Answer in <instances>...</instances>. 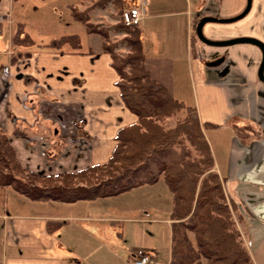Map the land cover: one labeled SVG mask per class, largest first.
<instances>
[{"label": "crops", "instance_id": "1", "mask_svg": "<svg viewBox=\"0 0 264 264\" xmlns=\"http://www.w3.org/2000/svg\"><path fill=\"white\" fill-rule=\"evenodd\" d=\"M89 1L78 5L76 0H0L4 17L0 35L7 28L2 40L10 44L13 23L20 21L33 41L21 45V52L39 49L11 62L0 56V129L20 165L36 173L53 174L103 161L111 147L102 149L105 136L111 137L125 118H135L118 96L107 53L87 52L89 43L84 45L80 33L72 29L76 19L67 4L84 7ZM139 4L143 65L171 95L194 106L199 122L211 123L201 131L213 168L234 202L233 216L252 263L264 264V81L256 76L260 52L248 42L210 45L194 34L199 16H232L244 0H140ZM243 15L234 23L204 22L202 31L214 38L252 34L264 43V0H250ZM71 32L79 35L77 50L45 47L50 38ZM175 43L181 48L175 53H155L156 48ZM183 79L189 83L190 98L175 90L182 88ZM58 117L74 127L70 136L66 129L60 131ZM115 118L120 122L113 125ZM49 125L56 138L45 135ZM53 139L60 145L56 149L50 146ZM145 207L163 210V215L152 217L168 228L163 254L160 243L150 247L134 243L122 230L123 222L138 220L133 211L146 213ZM169 208L170 192L160 176L113 195L72 201L34 200L9 186L0 187V264H120L123 250L127 260L136 246L151 250L167 264ZM46 220L61 223L48 231Z\"/></svg>", "mask_w": 264, "mask_h": 264}, {"label": "trees", "instance_id": "2", "mask_svg": "<svg viewBox=\"0 0 264 264\" xmlns=\"http://www.w3.org/2000/svg\"><path fill=\"white\" fill-rule=\"evenodd\" d=\"M104 1L94 3L102 6ZM111 1L118 10L122 6V0ZM67 6L85 32L102 37L100 51L108 54L109 65L116 73L118 96L135 118L114 129V141L103 161L53 174L22 167L0 129V187L9 186L34 200L72 201L113 195L153 183L160 176L170 191L167 264H253L230 214L229 204L232 208L234 202L224 193L222 178L212 168L210 149L201 131L211 123L199 122L193 105L175 98L149 75L143 65L137 24H124L120 19L115 22L116 29L125 31L122 38L128 46L125 53L118 54L103 27L90 22L83 10ZM79 41L75 32L61 33L50 38L45 47L77 50ZM11 42L18 46L33 42L20 21L14 24ZM86 51L91 49L87 47ZM178 111L182 113L175 116L174 124L163 128L158 120ZM12 131H17L16 127ZM60 223L46 220L45 227L51 231Z\"/></svg>", "mask_w": 264, "mask_h": 264}, {"label": "rangeland", "instance_id": "3", "mask_svg": "<svg viewBox=\"0 0 264 264\" xmlns=\"http://www.w3.org/2000/svg\"><path fill=\"white\" fill-rule=\"evenodd\" d=\"M60 1H63V0H60ZM65 1H67V0H65ZM76 1H77L78 5L86 3L85 2L86 0H76ZM139 1L140 0H134V1L122 0V6H124L126 3H132V2L133 3H136V2L139 3ZM88 3L89 4H87L84 7L83 6L79 7L78 5H76L75 7L79 10H83V12L87 15V18L90 22L96 24L99 27H103L105 29L107 36H108V41L113 42V48L118 54L125 53L126 50L128 49L127 45L125 44V42L123 41V38H122L123 34H125L124 33L125 31H122V29H116L114 27L115 22L119 21V10L117 9V7L113 4V2L111 0H105L103 5H106V7L104 6V8H100V9L97 7H103V5L98 6L97 4L94 3V0H90ZM68 9H69V7H68ZM88 9L90 11L89 14H87V12H86V10H88ZM69 14H70V12H69ZM245 15H243V16H245ZM70 16L72 17L71 14H70ZM242 17H240L239 20ZM2 18H4V17H2ZM2 18H1L0 22H2L4 20V19L2 20ZM62 18H63V16H60V20H62ZM237 21H238V19H237ZM234 22H236V20L233 21V23ZM14 24L15 23H13V27H14ZM72 24H73L72 29H75L82 36L83 44L85 45L86 43H89V45L88 44L87 45L90 49H94L95 52L100 53L101 51H100L99 43H100V40L102 39V37L96 32H85L83 30V28H84L83 24L80 21H78L77 19H76L75 23H72ZM58 25L62 26V24H58ZM202 30H204L203 25H202ZM6 32H7V28L5 27L1 32L0 41L3 39V36L6 34ZM239 35L254 36L252 34H235V35H232L230 37L239 36ZM4 40H6V41H4ZM4 40H2L3 43H0V56L3 57L2 61L7 62V60H8L9 62H11V60H9V56H11L12 54H13L14 58L17 56H19V57L24 56L21 52V49H20L21 46L14 45L11 42V37H10V44L7 43V39H4ZM176 42H178V41H176ZM165 47L166 48H163V49H157L156 48L155 53L160 54V55H171L172 53H175V51H178L181 49L178 46V43L172 44L170 46L166 45ZM15 49H17V50L20 49V51H16ZM35 49L39 50L38 48L33 47V48H30V52L33 53ZM3 50H6L5 51L6 53L3 52ZM30 52L28 54H30ZM106 55H108V54H106ZM7 56H8V58H7ZM182 66H183L182 61H181V63L180 62L177 63L178 71H182ZM182 83H183V86L181 89L175 88L176 92H178L183 97L190 98L191 93H190V86H189L188 81L186 79H183ZM41 102H42V104L46 103L45 100H41ZM43 111L47 112V109H44ZM180 113H182V112L178 111L176 114L170 115L167 117H163V119H160L158 121L161 123L163 128L172 126L174 124V121H175V116L177 114H180ZM58 121L59 122L57 123V125H58L60 131L62 129H64V130L66 129L65 131L68 134L66 136H70L71 134H70L69 130L72 132L74 130V127L72 126L70 121L69 120L67 121L66 119H61V117H58ZM119 122H120V120H118V119L116 120V118H115L113 125L116 123L118 124ZM127 122H130V121L125 118L124 123H127ZM124 123H122V124H124ZM205 131H206L207 135L210 136V130L205 129ZM109 132H111V130H109ZM44 133L49 138L55 137L54 135L58 136L57 132L53 133V129L51 128L50 125L48 126V128L46 127ZM60 137H62L61 133H59V138ZM105 138L108 140L106 142H104L103 144H101L102 149H104L106 145H107V147H109L110 145H112V143L114 141L112 136L110 137V133H108L105 136ZM53 140H54V142L50 143V146H52L54 149H56L60 145H59V142L56 141V139H53ZM211 143L214 146V143L213 142H211ZM213 170H214V168H213ZM166 188H167V186H166ZM224 193H225V191H224ZM145 208L147 210L146 213H143L142 211H138V210L133 211L134 216H132V217H135L138 220L129 221L130 223L123 222L122 230H123L124 234H126V237H128V239H130V241H132L134 243H142L144 245H149V247L150 246H156L160 243L159 245H161L162 248H161V251L159 250V253L163 254L165 246L167 244L166 239L168 236V232H167L168 228H167L166 223H164L163 221L152 220V217L163 215V210L162 209L154 210L153 208H147V207H145ZM233 209H235V206L231 208V206L229 204V210H230V214H231V217L233 219V222H234V226L236 227L238 234H239L240 241L243 244V242L241 240L240 232L238 230L236 220L233 216L234 215V211H232ZM131 225H133L132 229H131ZM134 226H135V228H134ZM136 228L139 231H137ZM243 246L245 247L244 244H243ZM119 260H120V264H127L126 250H123L121 256L119 257ZM164 263H165L164 259L159 257V260L154 264H164ZM149 264H151V263H149Z\"/></svg>", "mask_w": 264, "mask_h": 264}, {"label": "water", "instance_id": "4", "mask_svg": "<svg viewBox=\"0 0 264 264\" xmlns=\"http://www.w3.org/2000/svg\"><path fill=\"white\" fill-rule=\"evenodd\" d=\"M249 5H250V0H244V4L242 8L232 16L221 17V16H213L209 14H204V15L199 16L196 19L195 24H194V34L198 40L206 44H210V45H225V44H230V43H235V42H248V43H251L257 46L260 52V57H259V61L256 67V76L258 79L264 81V73H263L264 43L259 38L255 36H248V35H239V36H233V37H228V38H214V37L206 36L202 31V25L204 22L233 21L241 17L248 10ZM263 163H264V156H263Z\"/></svg>", "mask_w": 264, "mask_h": 264}, {"label": "built area", "instance_id": "5", "mask_svg": "<svg viewBox=\"0 0 264 264\" xmlns=\"http://www.w3.org/2000/svg\"><path fill=\"white\" fill-rule=\"evenodd\" d=\"M143 14V9L139 3H126L121 7L119 18L124 24L138 23ZM127 264H149L156 263L152 252L144 247L137 246L130 250L127 257Z\"/></svg>", "mask_w": 264, "mask_h": 264}]
</instances>
